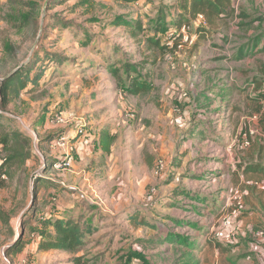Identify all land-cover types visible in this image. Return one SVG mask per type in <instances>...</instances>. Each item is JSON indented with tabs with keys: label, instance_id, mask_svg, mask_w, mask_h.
Segmentation results:
<instances>
[{
	"label": "rangeland",
	"instance_id": "obj_1",
	"mask_svg": "<svg viewBox=\"0 0 264 264\" xmlns=\"http://www.w3.org/2000/svg\"><path fill=\"white\" fill-rule=\"evenodd\" d=\"M229 2L209 22L202 13L181 18V0H0V79L21 67L29 77L40 75L0 109L2 123L32 137L14 178L0 172L6 184L0 212L8 220L0 219V264H73L77 254L87 264H144L132 251L150 235L142 240L144 250L165 247L171 258L152 261L169 264L180 253L188 259L196 254L194 242L164 246L189 233L197 238L200 228L182 230L187 222L208 224L204 237L212 241L235 197L240 208L247 197L256 201L252 207L263 208L255 193L244 194L241 185H232L235 179L227 180L225 164L213 163L220 156L216 146L242 161L245 141H264L257 128L243 126L252 117L248 111L259 107L264 127V98L262 105L250 99L253 72L235 54L264 25V1ZM26 14L31 17L23 23ZM259 70L264 74V66ZM223 77L227 88L221 87ZM133 80L146 90L134 93ZM259 81L264 91V78ZM222 120L229 136L215 123ZM3 156L0 151V161ZM251 158L264 164L258 154ZM206 171L210 179H203ZM220 194L219 209L225 208L220 217L210 216ZM48 216L94 233L85 234L77 252L40 250L41 230H52L41 223ZM19 234L25 246L10 255Z\"/></svg>",
	"mask_w": 264,
	"mask_h": 264
},
{
	"label": "crops",
	"instance_id": "obj_2",
	"mask_svg": "<svg viewBox=\"0 0 264 264\" xmlns=\"http://www.w3.org/2000/svg\"><path fill=\"white\" fill-rule=\"evenodd\" d=\"M259 1L263 2L264 0H259ZM252 32H253L252 30L249 31L250 34ZM235 54L237 55L236 58H238V62L243 61L244 63L242 64H244L246 68H248V71L253 72V75L251 76V78H253V80L255 81V84L251 87V89L252 88L254 89V92H251V95L249 94L250 99L253 100L254 104L262 105V100L264 98V91L259 89V84H260L259 80L264 78V74L259 69H261L264 66V60L260 58L261 55H264V25L260 27L259 31L256 34L251 35L249 39L247 40V42L241 44L235 50ZM221 80H222L221 87L227 88L230 85V84L228 85V82H229L228 78L223 77V79ZM224 105L225 104L222 102V106ZM260 109L261 108L258 107L253 112L248 111L249 113H251L250 115L252 117H250V119H248V121L244 123L243 126H246L248 124L250 128H257V131L264 134V127L259 122V120L262 117V116H259ZM220 111L224 112L226 111V109H222ZM242 113L244 114V112ZM257 115L259 116L258 120H257ZM226 120L227 122L229 121L228 118ZM221 122L223 125L225 123V120L216 121L215 123H218L217 127L221 128V134L222 132H226L227 136H229L230 133L228 131L227 126H225L224 124V127H222ZM208 126H211V125L208 123ZM235 127L236 125H234V128ZM202 133L209 134L208 131H203ZM221 134H220V138H221ZM215 141L217 145H220V141H218L217 139H215ZM242 151H243L241 155L242 161H240L237 155L233 157L232 155L226 153L222 145L216 146L215 153L219 154L220 156L216 157V159H218V162H213L214 165L217 164L215 168H217L218 164L219 166H223L225 164L227 166V169L228 170L230 169V171H228V174L226 176L227 180L230 181L231 179L232 180L235 179L237 182L236 181L231 182L233 183L232 184L233 186L241 185V187L243 188V191L245 190L244 194L249 193L250 191L255 193V195L259 197V199L263 202V205H264V164L261 162L260 164L251 162L252 161L251 157L253 154H258V157L260 155L261 158L264 159V144L260 143L259 137L257 136L256 138L252 137L251 144L247 145V148H244ZM223 153H226L227 157L225 159L222 156ZM237 169H240V171H237ZM235 170L237 171L238 176H235L236 174ZM254 172L260 173V175L256 176L255 174H252ZM205 173L206 175L203 177V179H210L212 177L210 171H206ZM222 196L223 195L220 194L219 197L217 196L216 200L212 202L211 206L212 208H216L215 210L208 208L209 210H213V213L209 214L210 216L215 215L214 217H220L223 208H225L223 207L219 209L220 208L219 203L220 201H222ZM247 199L248 197L246 198V201L244 203L246 204L245 207L240 208L241 210H239V212L237 213L234 219V235L239 234L240 232L242 235L241 237L238 238V240L233 239L232 237L231 240L225 241L224 238L218 237L215 239L213 238L212 241H210L209 239H208L209 241H206L207 239L204 237V235L208 229V227L206 226L208 224H205L203 222L201 223L199 221L197 223L198 227H196L197 226L196 222L194 221L187 222V223H190V225H196V226H189L186 223L183 225L184 228H182V230L184 229L186 231L187 229L190 230V229L200 228L199 230L202 232H199L197 238L196 237L191 238L194 235L192 233H189L187 234L188 236L186 237L183 236L180 239H178L177 243L176 241H172V240L166 241L164 243V246L167 247V244H169L170 248H172L177 244V246L184 248V247H187L191 242H194L195 246H199V247L195 249L196 254L194 253L190 257V259H188L187 257H184L183 254L180 253L179 255L175 257V261H172L171 259H168V260L166 259L167 261H169V264H264V237L262 238L259 237L261 240H263L261 243L259 241V238L258 240L256 239L253 240L254 235L251 234L257 229L258 231L260 230L264 231V206L263 208L252 207V205H255L256 201L253 198H249L247 202ZM247 203H249L250 206ZM220 204H222V202ZM232 204L233 202L227 205L228 207L225 209V212H227L231 208L230 205ZM127 212H128L127 210L124 211V214H126ZM167 217H170V220H171L172 218H174V214L167 215ZM179 218H183V217L179 216ZM162 225L166 227L167 229L168 227H170V225H167V224H162ZM185 226H187V228ZM259 228H263V229H259ZM174 229H177L176 226ZM174 229H171V230H174ZM167 231H170V230H167ZM167 231H162L160 232V234H166ZM174 236H179L177 235V231L176 233H174ZM149 237H145L142 240L145 241ZM184 239L187 240L185 242V245L182 244ZM202 239L203 241L200 243ZM142 240L139 244H136V247H135L136 250H133L132 252H135L136 254H139L140 256H142V259L145 258L149 264H155L153 263L152 259L162 258L163 255H166L167 258H171L170 253L164 249L165 247L160 248L158 251H152V252L147 251V250L145 251ZM194 244H192L191 246H194ZM208 248L211 251L208 252L207 254L206 249ZM200 251L204 255H201V254L198 255ZM131 262L132 264L141 263V261L133 260V259L131 260Z\"/></svg>",
	"mask_w": 264,
	"mask_h": 264
},
{
	"label": "trees",
	"instance_id": "obj_3",
	"mask_svg": "<svg viewBox=\"0 0 264 264\" xmlns=\"http://www.w3.org/2000/svg\"><path fill=\"white\" fill-rule=\"evenodd\" d=\"M225 2L229 4V0H181L180 6L184 14L189 15V19L196 18L199 13L206 14L209 16V22L214 15H219L222 11H225ZM36 7L31 6V12H35ZM31 16L26 14L22 19L23 23H26L27 19ZM182 18V17H181ZM189 19L187 21H189ZM186 21V22H187ZM184 19L178 24V28L183 24ZM113 76L117 77V70L113 71ZM40 75L35 77H29L28 71L23 73V68L16 70L13 74H8L7 76L0 79V109H4L7 104L15 97H17L22 90H27V84L31 82L33 85L38 83ZM133 80L131 83V90L136 92H141L145 87ZM148 89V88H147ZM5 114L0 110V115ZM105 136L106 133H101ZM32 137L23 133L18 129H10L4 123L0 121V151L4 153V156L0 161V172H5L10 180H12L17 173L20 171L27 161L28 150L31 146ZM260 143L264 144L263 139L260 138ZM5 181L0 180V187L5 186ZM46 185V184H45ZM33 204V203H32ZM0 219L3 224H7L8 220L4 217L3 212H0ZM42 225L44 228H50L54 231H48L47 229H42L40 237L38 239V249L40 250H64V251H75L79 246L84 245L85 234H92L93 229L86 227L82 231L79 223L70 219L55 218L50 219L49 216L42 220ZM140 225L146 224L144 220L138 222ZM26 241L22 239L21 234L17 236L15 243L7 250L10 255H17L25 246ZM77 252V251H75ZM134 254V253H133ZM137 258H141L139 254H136ZM135 256V254H134ZM83 255L77 254L72 257L71 261L73 264H87V260ZM130 255L127 256L126 262H130ZM143 260V259H142ZM144 264H149L144 258Z\"/></svg>",
	"mask_w": 264,
	"mask_h": 264
},
{
	"label": "built area",
	"instance_id": "obj_4",
	"mask_svg": "<svg viewBox=\"0 0 264 264\" xmlns=\"http://www.w3.org/2000/svg\"><path fill=\"white\" fill-rule=\"evenodd\" d=\"M244 145H249L248 141H245ZM241 204V199L235 197V204L233 203L231 208L222 217V227L216 231V235L224 238L225 241L231 240L234 235V219L239 212ZM263 233V231H258L257 235L262 237Z\"/></svg>",
	"mask_w": 264,
	"mask_h": 264
},
{
	"label": "water",
	"instance_id": "obj_5",
	"mask_svg": "<svg viewBox=\"0 0 264 264\" xmlns=\"http://www.w3.org/2000/svg\"><path fill=\"white\" fill-rule=\"evenodd\" d=\"M15 71H16V70L12 71V72L10 73V75L13 74Z\"/></svg>",
	"mask_w": 264,
	"mask_h": 264
}]
</instances>
